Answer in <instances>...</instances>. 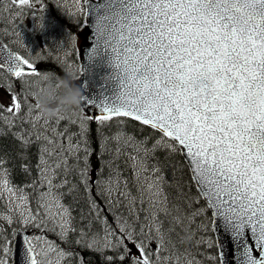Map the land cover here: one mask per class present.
Here are the masks:
<instances>
[{"label":"snow or ice","instance_id":"1","mask_svg":"<svg viewBox=\"0 0 264 264\" xmlns=\"http://www.w3.org/2000/svg\"><path fill=\"white\" fill-rule=\"evenodd\" d=\"M11 2L33 6V0ZM77 3L82 30L95 17L91 54L101 46L111 51L119 103L103 104L94 116L81 103L75 120L43 117L38 104L30 102L34 81L29 78L59 76L0 43V73L11 78L0 86L10 96L8 105L0 96V120L12 127L32 117L30 128L13 133L20 170L29 180L14 184L9 158L0 156V199L9 194L7 211L0 213V264H52V255L55 264H91L84 252L98 255L100 264H182V259L186 264H264V0ZM70 38L78 40L75 34ZM24 108L26 117H21ZM112 118L119 126L108 135L103 129ZM120 118L151 132L137 138ZM91 122L98 124V150L91 147ZM76 124L80 130L72 132ZM110 141L114 159L127 152L136 193L120 169L103 160ZM92 155L101 161L96 169ZM174 156L186 162L190 183L170 184L178 191L170 201L163 171L177 168ZM65 197L72 203L65 204ZM80 200L86 210H80L77 227L72 206ZM4 224L20 225L11 239ZM29 229L52 232L82 251L62 249ZM184 244L189 247L181 250ZM201 245L217 251L193 252Z\"/></svg>","mask_w":264,"mask_h":264},{"label":"trees","instance_id":"2","mask_svg":"<svg viewBox=\"0 0 264 264\" xmlns=\"http://www.w3.org/2000/svg\"><path fill=\"white\" fill-rule=\"evenodd\" d=\"M42 3L44 5V7L46 9L48 8H53L56 10H59L61 12V14L56 15L57 13L52 10V11H47V12H43L40 10L41 14L44 16L42 17V20L44 22V27H43V31H45V33H47V31L49 30V33H51V31H59V35H62V38L64 40H67L68 38V34H66V30H64V27L67 25L68 21H71L69 23H71L70 25H74V20H72L73 18H71L69 15H67L66 13H64L61 8L58 7V4L55 3L54 0H42ZM26 7V11L24 10V12H26V14H28V6ZM41 18V16H38ZM83 17L79 16L75 23L76 25H78V21H82ZM79 27H82V25H78L76 28L79 29ZM75 29V30H78ZM74 30V31H75ZM12 31V25L8 24L7 22H5V19L3 18V16L1 15L0 17V39L4 40L5 43L7 42V44L9 46H11L12 48H15L17 50V48L21 49V47H19L17 44V42L15 41V39L13 41H11V36H10V32ZM7 32V34H5ZM39 32H41L39 30ZM42 33V34H45ZM66 38V39H65ZM14 45V47H13ZM75 48V47H74ZM73 48V50H75ZM49 49H45V51H43L44 54H42L41 56H39L38 58V66L41 70H49L53 73H55L57 76H59V78L65 77L67 75V72L65 70V67L63 64H56V62L58 61L57 58H55V54L56 52H49ZM22 50V54H23ZM55 78V77H54ZM8 79L11 80V78L8 76L7 73H0V85L4 84L6 85L8 82ZM31 81L37 80L38 78L36 77H31L30 78ZM16 88H19V84L17 83ZM74 116L75 119L77 116L81 115L82 110L80 108H74ZM25 113V109H22L20 116L23 117ZM4 115H9L6 112L4 113ZM122 120H124L126 122V131L128 133H135V135L137 136V138H142V136L148 135L151 132V129L145 127L143 128L142 131H140V125L137 122H134L133 120H131L130 118H120ZM88 127H90L91 133H90V139H91V147L93 149H97L98 150V146H97V132H98V124L96 122H91L90 125H87ZM118 120L117 118H112L111 121L109 122V124L103 129V131L108 134L111 135L113 133H115L118 130ZM23 129H28L30 128V125L28 124V122L26 120H24V123L21 125L20 121L17 120L14 123V126L12 127H8L7 124L0 120V156H6L9 158V163L7 165L8 168L12 169V181L14 184L16 185H20L23 184L25 182H27L29 180V177H27L23 172H21L20 170V164L21 161L20 159H18L17 157V151H18V141L17 139L14 138L13 133L16 132H20ZM72 132H78L79 126L78 124L73 125L71 127ZM108 152L104 155L103 160L104 161H108L111 163L112 167H120V162H122L125 165H130V160L128 159V154L125 150H122L119 154V158L118 159H114L116 157V152H115V144L114 142H109L108 144ZM36 152H37V148L34 145L29 152V155L31 157V162L33 164V166L36 164L37 162V156H36ZM125 155H124V154ZM158 155H160L161 159H163L164 153H158ZM101 161L98 160L97 155H92L91 156V165L92 168H97L98 164H100ZM172 164L176 165L177 168H173L172 166H167L165 167L164 171H163V175L165 177V186H164V192L166 194H168L169 200H173V198H175L178 195V191L176 188L174 187H170L169 185L172 183H179L181 186H184L188 183H190V177H189V172L186 168V166H184L186 164V162L183 160V158L181 156H174L172 158ZM19 165V166H18ZM184 166L183 167V171L178 170L179 167ZM129 168V167H127ZM120 171L123 174L122 178H126L127 180L132 179L133 180V175H131V171L129 172V169H127V171H124L123 169H120ZM174 172H175V177H174ZM108 174V169L105 168L104 170V175L106 176ZM32 177H36L37 176V171L35 169V167H33L32 169V173H31ZM94 175V174H93ZM69 179H73V177H69ZM132 187L135 185H131ZM184 191L187 192L188 189L187 187H184ZM192 194L195 195L196 194V189L195 187H193L191 189ZM83 194V190L81 189V195ZM95 194V193H93ZM64 202L66 204H71L72 200L71 197H65ZM203 203V201H201V204ZM194 207H199V205H194ZM84 208L86 210V205L84 203L83 200H80V202L78 204H74L72 206V215L73 217H75V221L74 223L76 224L77 227H80V210ZM123 210V209H122ZM185 211H187V209H185ZM127 214V213H126ZM145 213L141 212L140 216H141V220H143ZM210 215V214H209ZM111 216H109V221H111ZM161 219H163V217H161ZM2 223V222H0ZM196 223H199V219H197ZM4 227L6 229V234L8 235V237L11 239V232H12V227L4 224ZM97 229L100 227L99 224H97L95 226ZM168 227V224L165 223V228ZM193 230H195V224L192 225ZM177 231H179V229H177ZM200 235V234H198ZM209 236H211L212 234L209 232L208 233ZM74 236L70 237L71 239H74ZM175 239V237H174ZM58 246L62 249H74L76 252H81L82 249L77 248L75 245L70 244V243H64L63 241H61L60 239L58 240ZM189 247L188 244H184L181 247V250H183V248H187ZM193 252L199 251L201 254H207V253H215L217 251V249L215 247H213L212 249L208 250L206 249L205 246L201 245L198 248L194 247ZM84 256L86 258H88V260L91 261V264H100V257L94 253H90V252H84L83 253ZM198 258H202V257H198ZM63 264H75V261H63ZM204 264H210L209 261L204 260Z\"/></svg>","mask_w":264,"mask_h":264},{"label":"water","instance_id":"3","mask_svg":"<svg viewBox=\"0 0 264 264\" xmlns=\"http://www.w3.org/2000/svg\"><path fill=\"white\" fill-rule=\"evenodd\" d=\"M91 2L98 4L103 0H91ZM94 19V16H90L80 44L84 73L77 84L81 87L85 97L82 105L93 116L100 114V107L105 103L118 104V96L121 91L119 78L113 76L115 70L110 63V49H103L101 46L95 56L91 54L92 46L95 44L92 26ZM2 62L3 60L0 59V63Z\"/></svg>","mask_w":264,"mask_h":264},{"label":"rangeland","instance_id":"4","mask_svg":"<svg viewBox=\"0 0 264 264\" xmlns=\"http://www.w3.org/2000/svg\"><path fill=\"white\" fill-rule=\"evenodd\" d=\"M5 1L11 2V0H0V7L2 6V4ZM55 1L58 4L63 5L67 9V11H69L71 13V15L76 16V15L80 14L78 12V9H79L80 5L77 3V0H55ZM12 7L14 9L10 10L9 12H7V17H8V19H10V17L16 18L15 22H16L17 25H14V32H13V34L16 36L15 41L19 44L18 46H20V47L21 46L22 47L26 46V48L28 50V53H30V55H29L30 60L33 61V62H36L37 59L40 56L41 49L43 48L45 42L42 43L40 41V39L31 37L26 31V27L34 26V28L36 30L39 29L43 33L44 22L40 21L36 17L35 13L32 14V17L28 16V14L30 12H36V9H38V8L41 10L43 8V3L41 1L40 2H35L33 0V6H31V7L28 6V14L23 12L22 20L24 21L26 26H23V24L19 21V8H21V7H18L17 5H13ZM0 11H5V10L0 9ZM41 23L43 25L42 27H40ZM74 27H75L74 25L73 26H69V29H72ZM78 31L79 30H77V31L76 30L75 31L69 30V32H73V34H76V35L78 34ZM69 38H70V36H69ZM49 40H51V42H52L51 43V47L57 48L56 47L57 46L56 41L54 39H52V38L51 39L50 38L47 39V41H49ZM70 40H71V38H70ZM72 43H73V41L71 40V44ZM58 50L60 52H58ZM56 53H59V55L63 54L64 53L63 48L57 49ZM3 85L4 84H2L0 86H3ZM0 96L3 97L4 104H6V105L10 104V96L8 95L7 92L4 91V87H0ZM32 101L34 103H36L35 99H32ZM60 115H62V114H60ZM62 116H65V115H62ZM41 125H43V120H41V121H39L37 123V128H40ZM119 164H120V167H118L119 169H123L124 171H127V169H129V172L131 171L130 174L133 175V171H132V169L130 167L127 168V165L123 164L122 162H120ZM130 164H131V160H130ZM128 182H129L130 185H134L132 179L128 180ZM139 183H141V187H142L143 186L142 182H139ZM132 191H133V193H136V187L135 186L132 187ZM2 200H3V203H5L6 208L0 209V213H5L7 211V206L9 204V194L4 193ZM12 207L15 208V204H12ZM144 207L147 208L148 207L147 204ZM148 211H149V213H151L152 210L148 209ZM35 234L36 235H40V236H42V237L54 242L56 245H58L56 243V239L53 237V235H52V238H51V234L49 232H46V231H43V230H39ZM48 259L52 261V264H55L56 257L54 255L49 256ZM182 264H186V260L182 259Z\"/></svg>","mask_w":264,"mask_h":264},{"label":"clouds","instance_id":"5","mask_svg":"<svg viewBox=\"0 0 264 264\" xmlns=\"http://www.w3.org/2000/svg\"><path fill=\"white\" fill-rule=\"evenodd\" d=\"M41 115L53 118L73 108H79L84 95L71 73L56 79L53 76L39 77L31 89Z\"/></svg>","mask_w":264,"mask_h":264},{"label":"bare ground","instance_id":"6","mask_svg":"<svg viewBox=\"0 0 264 264\" xmlns=\"http://www.w3.org/2000/svg\"><path fill=\"white\" fill-rule=\"evenodd\" d=\"M19 166V165H18Z\"/></svg>","mask_w":264,"mask_h":264}]
</instances>
